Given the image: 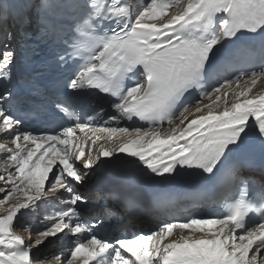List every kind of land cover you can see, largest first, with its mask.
Returning <instances> with one entry per match:
<instances>
[{
  "label": "snow or ice",
  "instance_id": "1",
  "mask_svg": "<svg viewBox=\"0 0 264 264\" xmlns=\"http://www.w3.org/2000/svg\"><path fill=\"white\" fill-rule=\"evenodd\" d=\"M37 8L40 33L64 45L59 61L76 65L69 94L95 105L85 120L53 101L74 125L34 135L11 111L13 92L0 91V264H264V186L251 192L255 181L239 179L236 161L228 172L238 191L220 216L172 217L114 242L98 235L111 211L81 191L117 154L153 179L183 171L214 183L249 141L264 151V90L252 94L264 84V0H40ZM30 26L21 20L17 32L26 37ZM68 32L86 39L70 42ZM15 38L5 31L0 40V82L11 81ZM225 64L231 72L213 82ZM135 120L147 127L120 126ZM42 203L49 210L39 227L17 230L19 217ZM61 235L73 237L71 246L51 260L36 254Z\"/></svg>",
  "mask_w": 264,
  "mask_h": 264
},
{
  "label": "bare ground",
  "instance_id": "2",
  "mask_svg": "<svg viewBox=\"0 0 264 264\" xmlns=\"http://www.w3.org/2000/svg\"><path fill=\"white\" fill-rule=\"evenodd\" d=\"M140 3H142V2H138V0H136V1H134L133 6L136 7ZM18 19L19 18H16L15 21H13V23H10V21L6 22L4 20L0 22V40L3 39V33L5 31L3 24L4 23L8 24L5 27H7L8 31H11L13 33L14 29H16L18 27ZM12 45L14 46V49L16 51L15 39L12 41ZM256 88L257 89H254V91H253L252 94H256V93L264 90V84H258L256 86ZM0 91H3V89L0 88ZM208 102L209 101H205V103H208ZM78 103H79V106L78 107H80V109H83L88 115H91L92 114L91 109L95 105V100H88L86 97H83L82 99H79L78 100ZM101 103H103L105 107H108V104L107 103H104V102H101ZM220 107L221 108L223 107L222 102L220 104ZM120 126L123 127V126H126V125L123 122ZM168 127H166L165 129H167ZM77 135L80 137L81 141H83L85 139L83 137V134H80L78 130H77ZM88 146H91V142L90 141L88 142ZM119 155H120V159L122 161L126 158V160H125L126 163H128L127 161L134 159V158H131V157H126L123 154H119ZM128 164L131 165L134 168V171L143 170L142 166L138 168V167H136V166H134V165H132L130 163H128ZM251 168L254 169V170H257V171L260 170V168L258 166H256L255 164L252 165ZM148 174H150V173H148ZM241 174H245V173L244 172H241ZM92 179H93V173L91 175L88 188L87 189H81V191H86V194L89 197V201H90V205L91 206H100V203L98 201H96L97 200L96 199L97 194H95L94 192H91L89 190L90 189V183H91ZM255 179L261 181L264 184V179L263 178L255 177ZM129 200L130 201L123 200L118 205V208L117 209H119V211L123 213V216L124 217L122 218V221L121 222L120 221L119 222L117 221V223L115 225L114 224H111L112 227L115 228L114 231H113V236L112 237H108V238H106V236H104L103 238H106L108 240H112L113 237H117V238H121V237H132L134 234H132L131 231H136L135 228H134V225H133L134 224L133 223L134 222L133 219L135 217H145V216L150 217L147 214V212H143L142 214L135 215L133 213L134 211L141 210V209L145 208L146 205L143 204V203H141L140 201H137V200H134V199H129ZM109 204H111V202L108 199H105L104 202L101 204V206H103V207H105V208H107L109 210L110 209V205ZM126 204L128 205L129 208H131L130 210H127L126 209V207H125ZM46 210H49L48 209V204L42 203L41 206H40V209L37 210L36 212H25L24 215L17 222V225H16L17 230H20L21 227H22V225L39 227V221L43 218V214H44V212ZM2 213H3V208H0V214H2ZM193 214L198 215V216H202L201 213H199V209L198 210H192L187 215H179V216H180V218H183V217L192 216ZM31 221H34V222H31ZM145 224L150 225V222L145 223ZM20 234L21 235H24L25 237L27 236V233L26 232H23V231H21ZM60 238L61 239H59V241H57L53 245L54 248H56L58 250V252H59V250L61 248L68 247L67 243H64L63 242L64 238H62V236ZM47 251H48V248L47 247L45 249H43V252H47ZM36 254L39 255L41 258H43L42 257L43 256L42 251H38ZM53 264H54V262H53Z\"/></svg>",
  "mask_w": 264,
  "mask_h": 264
},
{
  "label": "rangeland",
  "instance_id": "3",
  "mask_svg": "<svg viewBox=\"0 0 264 264\" xmlns=\"http://www.w3.org/2000/svg\"><path fill=\"white\" fill-rule=\"evenodd\" d=\"M141 1H143V0H141ZM5 31H7V29H5ZM4 31V32H5ZM255 89H257V88H255ZM3 195H4V193H0V198H2L3 197ZM205 217V216H204ZM145 221H147L146 219H144V218H137L136 219V224L138 225H142V227L143 228H145V229H147V230H156V228L152 225V224H150V225H148V224H145L146 222ZM31 222H34V221H31ZM135 222V221H134ZM25 227V225H22V227H21V229L22 228H24ZM141 227V226H140ZM62 236V238H64L65 236H67L66 238H64V240H63V242L64 243H67V245H68V247L69 246H71V243H72V240H73V237H71L70 235H61ZM61 236H58L57 238H53V239H50V241L49 242H46L43 246H41L40 248H39V251H42V254H43V256L42 257H45V256H47L48 258H49V260H51V256H52V254H54L55 252L56 253H58V250L56 249V248H54V244L57 242V241H59V239H61L60 237ZM47 245V246H46ZM66 245V246H67ZM48 248V251L47 252H43V249H45V248ZM50 255V256H49Z\"/></svg>",
  "mask_w": 264,
  "mask_h": 264
}]
</instances>
